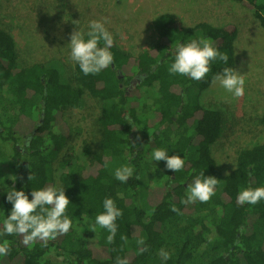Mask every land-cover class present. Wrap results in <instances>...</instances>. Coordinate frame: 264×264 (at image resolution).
I'll return each instance as SVG.
<instances>
[{
  "label": "trees",
  "instance_id": "1",
  "mask_svg": "<svg viewBox=\"0 0 264 264\" xmlns=\"http://www.w3.org/2000/svg\"><path fill=\"white\" fill-rule=\"evenodd\" d=\"M235 1L264 30V0ZM191 26L175 13H161L154 18L157 39L151 47L135 55L113 43L109 67L84 75L75 63L65 80L57 66L20 65L13 34L0 26V224L13 207L8 191L24 190L31 199L33 190L47 186L65 189L71 201L66 214L72 220L68 233L46 245L0 236L10 243L0 264H58L50 253L66 264H116L118 256L129 264H264V200L237 202L242 189L264 187V142L239 149L223 171L212 153L223 133L222 112L203 105L199 93L185 102L187 88L204 91L225 67L235 70L239 27L206 21ZM201 36L227 53V63L212 61L202 80L170 74L176 46ZM85 93L100 103L95 118L99 136L94 147L84 142L78 155L64 112L79 107ZM156 149L180 155L184 168L175 172L165 161H155ZM113 159L133 167L127 182L105 167ZM4 162L8 172L1 168ZM143 173L152 185L145 205L139 198ZM201 173L218 179L216 194L207 203H182L188 185ZM106 198L123 213L112 243L107 229L90 230ZM173 204L179 213L172 211ZM139 239L148 249L142 254ZM161 250L170 258L162 259Z\"/></svg>",
  "mask_w": 264,
  "mask_h": 264
},
{
  "label": "rangeland",
  "instance_id": "2",
  "mask_svg": "<svg viewBox=\"0 0 264 264\" xmlns=\"http://www.w3.org/2000/svg\"><path fill=\"white\" fill-rule=\"evenodd\" d=\"M201 9L197 14L206 15L205 6H220L229 16L213 13V24L233 22L239 27L237 41V63L235 69L245 79L244 95L234 98L222 88L218 81L204 91L194 86L186 89L185 102L199 93L205 106L220 109L223 114V133L212 146V153L223 171H228L243 147L264 142V30L259 20L235 0H0V26L7 28L17 42L18 63L35 62L57 66L63 80L67 79L75 62L70 59L71 33L74 30L87 32L92 20L108 18L107 29L114 43L122 49L138 54L149 48L157 39L154 18L161 13L178 10L179 4ZM189 7L187 9H189ZM182 8V7H181ZM184 8V7H183ZM208 11H210L208 9ZM187 25L199 23L189 12L178 14ZM78 20V25L73 21ZM137 85V81L130 92ZM100 103L85 93L79 107L65 110L64 119L72 131L74 152L81 153L84 142L93 147L99 136L95 118ZM62 155V154H61ZM82 160V159H81ZM117 160L110 162V170L121 167ZM8 172L7 162L1 166ZM147 174L140 182V199L146 204V195L151 185ZM3 187L0 186L2 192ZM0 192V193H1ZM49 257L58 264H66L63 257L50 253Z\"/></svg>",
  "mask_w": 264,
  "mask_h": 264
},
{
  "label": "clouds",
  "instance_id": "3",
  "mask_svg": "<svg viewBox=\"0 0 264 264\" xmlns=\"http://www.w3.org/2000/svg\"><path fill=\"white\" fill-rule=\"evenodd\" d=\"M108 18L103 20L90 21L85 32L74 30L71 33L70 59L77 63L84 75L98 74L109 67L114 56L110 51L114 38L106 27ZM78 25V20L73 21ZM192 27L191 25H187ZM103 43V46H101ZM229 57L227 53H221L210 39L201 36L193 39L187 44H178L174 50V62L169 65L168 71L172 75L179 74L187 76L193 80H202L211 71L212 61L219 60L227 63ZM213 81H218L220 86L231 93L234 98L244 95V76L230 67H225L222 73L213 77ZM155 161H165L166 167L178 172L185 166V161L180 155H169L166 150L156 149L152 154ZM105 167H110V162L105 161ZM155 171V169L153 170ZM134 169L131 166H121L115 170V178L121 182H127L133 176ZM139 178V177H138ZM33 179L32 175L29 177ZM218 179L215 176H205L201 173L193 183L188 185L184 204L200 201L207 203L215 194ZM7 200L12 203L11 214L0 224V236H22L25 245H33L37 241H42L45 245L48 241L64 235L72 228V220L67 216V209L71 203L65 193L64 188L57 189L47 186L39 190L32 191V198L24 190L15 188L8 191ZM264 200V187L244 188L240 191L237 202L255 205ZM104 212L95 218V224L91 231L96 232L97 226L100 229H107L110 235L107 242L112 243L117 232L116 220L123 215L122 210L117 208L112 198L103 201ZM172 211L179 213V209L173 204ZM121 239L127 243L128 237ZM139 253L147 251L145 241H137ZM10 252L8 240L0 241V256H6ZM161 257L164 260L170 258L169 253L161 250ZM116 264H129L127 258H116Z\"/></svg>",
  "mask_w": 264,
  "mask_h": 264
},
{
  "label": "crops",
  "instance_id": "4",
  "mask_svg": "<svg viewBox=\"0 0 264 264\" xmlns=\"http://www.w3.org/2000/svg\"><path fill=\"white\" fill-rule=\"evenodd\" d=\"M185 3V2H184ZM191 5V7H189L188 5H186V3L184 4V6H183V3H182V5L181 4H179V6H180V12L183 14V15H185V13L186 12H189L190 13V15L191 16H194L195 17V20H197L198 22H204V21H206V22H209V23H212L213 24V18H215L214 16V14H215V12L216 11H219V15L223 18V17H225V16H229L228 14H226L227 12H225L224 11V8H222L221 7V5L220 6H208V8H207V6H205V8H204V10H205V13H206V15H200V14H197V12H198V8H194V6H193V4H190ZM182 7V8H181ZM184 7V8H183ZM189 7V9H187ZM211 7L213 8V13L214 14H212V11H211ZM208 9L210 10V11H208ZM172 13H173V10H170ZM201 11V9H199V12ZM174 12L175 13H178V14H181V13H179V11L178 10H174ZM198 12V13H199ZM159 15V14H158ZM177 15V14H176ZM179 16V15H178ZM228 23V22H227ZM222 24H226V23H222Z\"/></svg>",
  "mask_w": 264,
  "mask_h": 264
},
{
  "label": "flooded vegetation",
  "instance_id": "5",
  "mask_svg": "<svg viewBox=\"0 0 264 264\" xmlns=\"http://www.w3.org/2000/svg\"><path fill=\"white\" fill-rule=\"evenodd\" d=\"M131 87H133V86H131ZM129 89H130V88H129ZM128 91H129V90H128ZM128 91H127V93H129Z\"/></svg>",
  "mask_w": 264,
  "mask_h": 264
},
{
  "label": "water",
  "instance_id": "6",
  "mask_svg": "<svg viewBox=\"0 0 264 264\" xmlns=\"http://www.w3.org/2000/svg\"><path fill=\"white\" fill-rule=\"evenodd\" d=\"M136 82H134V84H135Z\"/></svg>",
  "mask_w": 264,
  "mask_h": 264
}]
</instances>
